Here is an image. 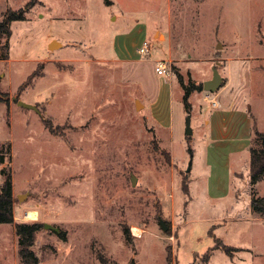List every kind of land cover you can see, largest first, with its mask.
I'll use <instances>...</instances> for the list:
<instances>
[{"label":"rangeland","instance_id":"1","mask_svg":"<svg viewBox=\"0 0 264 264\" xmlns=\"http://www.w3.org/2000/svg\"><path fill=\"white\" fill-rule=\"evenodd\" d=\"M28 1L0 0V20ZM108 2L34 0L0 36V185L4 170L14 222L58 228L37 231L39 264H102L97 254L108 264H230L221 250L203 261L214 245L208 218L227 215L206 205L204 109L216 105L205 96L250 104L252 126L264 132V0ZM52 40L59 44L48 47ZM143 40L149 52L140 56ZM159 60L170 76L156 74ZM214 69L221 85L204 91ZM195 85L187 111L182 96ZM246 161L232 192L241 202L264 194V181L250 186ZM236 229L214 233L224 244L264 247L259 229L241 238ZM252 255L240 249L230 258ZM0 264H20L14 223H0Z\"/></svg>","mask_w":264,"mask_h":264},{"label":"crops","instance_id":"2","mask_svg":"<svg viewBox=\"0 0 264 264\" xmlns=\"http://www.w3.org/2000/svg\"><path fill=\"white\" fill-rule=\"evenodd\" d=\"M228 83L229 80L227 79L225 86ZM204 111L205 117L207 118L205 121L207 134L203 139L205 140L203 164L207 172L205 175V193L209 198L206 205L210 207V209H215L216 212H219L217 209H221V213L219 212L220 214H224V212L227 213L224 218H222L221 215H214L208 218L209 228H212V235L223 243L225 242L222 237L224 235L217 236L214 233V230H218L219 227L222 228L225 234L227 233V228H237L235 232H232L233 236L237 238H241L243 234H247V236L248 234L255 235V232L259 229L260 232L257 236L261 239L263 237L264 241V216L252 210L251 192L246 201L241 202V196L236 197L235 194L232 197V192L237 185L235 174L240 167L241 158L243 156L247 161L249 160L250 148L253 141L252 120L250 115L255 117L256 123L257 116L252 110V106L248 103L235 105L217 102L215 107H206ZM248 167L249 165L247 168ZM260 181H264V179L256 183ZM256 183L254 186H256ZM256 194L258 196H264V194L259 195L257 191ZM242 203L243 206L241 210H238L239 205ZM244 226H246V229L243 228ZM209 228L207 233L209 232ZM226 245L236 248L234 251L240 249H245L248 252L253 251V257H250L247 261L236 259V262H232L230 258L232 254L231 256L226 255L230 264H264V247L260 249L259 247L252 246L253 243H249L246 246ZM218 250L220 249L211 250L209 259L206 263L210 262L211 258L214 257V254Z\"/></svg>","mask_w":264,"mask_h":264},{"label":"trees","instance_id":"3","mask_svg":"<svg viewBox=\"0 0 264 264\" xmlns=\"http://www.w3.org/2000/svg\"><path fill=\"white\" fill-rule=\"evenodd\" d=\"M106 4H109L108 0H105ZM34 4V0H29L24 8H20L18 10L9 9L7 14L0 20V36H10L11 29L10 23L13 21L25 20V11H28ZM200 89L199 85L193 86L190 88H185L183 93V104L184 108L188 111L190 109V103L188 101V97L190 95L191 90ZM253 131V141L254 144L250 148L249 153V177L250 184L253 186L257 181L264 179V132L258 131L254 126H252ZM190 150V149H189ZM191 151V150H190ZM3 160H0L2 163ZM5 178L0 185V223H14V231L17 236V256L20 264H39L40 258L35 254L32 249L34 244L35 235L37 231L41 228L43 224L40 222H14L13 213H12V183L10 174H5V171L2 170ZM185 194L188 195L189 189L184 184ZM251 207L252 210L260 215L264 216V196H258L256 191L251 192ZM212 229V228H211ZM210 231V229H209ZM211 233V232H210ZM209 233V234H210ZM124 235L127 241H132V235L127 226H124ZM213 236L212 234H210ZM214 237V246L209 249L210 253L212 249H220L226 255L231 256L232 251L236 248L223 244L218 238ZM60 239H64L63 234H59ZM207 252L203 261L207 262L209 259ZM98 259L102 264H108L106 258L102 254H97ZM166 261L167 263L170 261V248L166 247ZM129 264H134L133 261ZM194 264V263H191Z\"/></svg>","mask_w":264,"mask_h":264},{"label":"water","instance_id":"4","mask_svg":"<svg viewBox=\"0 0 264 264\" xmlns=\"http://www.w3.org/2000/svg\"><path fill=\"white\" fill-rule=\"evenodd\" d=\"M57 44H59V42L52 40L48 44V47H54ZM221 81H222L221 75L219 74L217 69H214L213 73H212V77L209 80H206V81L203 82L202 89L204 91L214 92L215 90H217L220 87ZM17 104L19 106H21V107H24V108L36 110V107L33 104L25 103V102L20 101V100H17ZM138 105H140L139 101L136 100V108L138 107ZM189 122H190V115H187V117H186V133L187 134H191V129H190V126H189V124H190ZM186 171L187 172L189 171V167H187ZM23 197H24L23 195H18L19 199H22ZM160 225H161L162 230L166 231L167 227L164 225L162 219H160ZM43 227L44 228H48L50 230H53L55 232H58V228H56L55 226H52L50 224L43 223Z\"/></svg>","mask_w":264,"mask_h":264},{"label":"built area","instance_id":"5","mask_svg":"<svg viewBox=\"0 0 264 264\" xmlns=\"http://www.w3.org/2000/svg\"><path fill=\"white\" fill-rule=\"evenodd\" d=\"M137 54L140 56H144L149 52V44L147 40H143L139 46L137 47ZM154 71L156 74L164 75V76H170L171 74V67L169 62L166 60H159L156 63V66L154 68ZM206 100H211L212 105H216V100H213L211 98H208V96H205Z\"/></svg>","mask_w":264,"mask_h":264},{"label":"bare ground","instance_id":"6","mask_svg":"<svg viewBox=\"0 0 264 264\" xmlns=\"http://www.w3.org/2000/svg\"><path fill=\"white\" fill-rule=\"evenodd\" d=\"M25 216L27 217V218H35V211H32V210H28L27 212H26V214H25ZM132 230L134 231V233L135 234H139V232H140V230L137 228V227H132Z\"/></svg>","mask_w":264,"mask_h":264}]
</instances>
